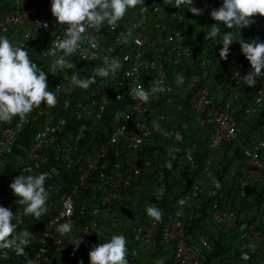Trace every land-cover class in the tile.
<instances>
[{
	"label": "built area",
	"instance_id": "built-area-1",
	"mask_svg": "<svg viewBox=\"0 0 264 264\" xmlns=\"http://www.w3.org/2000/svg\"><path fill=\"white\" fill-rule=\"evenodd\" d=\"M193 3L195 4V0ZM221 4L222 0L213 3L212 6L204 5L202 15H209L211 10L218 9ZM15 6L16 9L12 12L0 15V35L6 36L12 45L23 49H26L34 37L45 36L48 44L34 49L29 55L30 62H44L52 41L63 38L64 25H59L52 16L50 0L15 1ZM141 6L146 9L143 13L138 10ZM139 7L134 11L133 17L124 15V25L122 22L104 25L99 32L91 28L86 29L83 34L84 40L73 53L77 60L76 63H72L73 67L65 68L63 72L57 70L55 73H48L46 77L48 85L49 79H54L51 86L56 96H69L79 88L72 81V74L82 77L84 69L80 64L94 61L105 63L112 59L120 61L121 66L114 75L105 82L92 86L82 100L76 103L73 113L80 124L71 145L62 147L59 145V134L63 132L66 120L53 114V106L48 105L34 107L23 118H18L12 127L0 131V174L4 171L7 156L14 148L19 150L16 168L23 172L26 167L38 170L53 160L56 163L58 155L66 151L67 156H75L77 160L64 165L66 171L74 170L78 173L72 193L77 187L89 185L94 190L104 192L102 204L123 201L122 208L128 214L125 219L127 225L131 222L129 215L141 203L136 199H127L120 190L131 186L133 180L142 176L151 166V159L146 155H139V151L143 140L159 131V122L162 119L149 101L145 103L135 98L131 89L142 86L150 91V97L167 94L172 91V87L167 79L166 66L180 65L193 70L200 46L204 44L211 46V54L216 47V42L205 39L207 27L210 25H199L192 33L187 31L184 24L191 13L187 8L184 10L174 8L169 5L168 0H146L144 5ZM131 18L136 20L133 19L130 23ZM255 18L256 14L251 17L252 22L247 27L239 29L240 36L236 34L238 30L231 29L236 39L240 37L249 41L256 39V34L262 31L264 24L253 21ZM129 29L131 34L125 40L121 33H127ZM245 30L250 31L247 37L244 36ZM92 41H95V47L91 46ZM221 47L215 48V54L218 56ZM238 56L240 59L230 76L234 91L223 107L212 106L206 87L195 89L188 102L187 112L195 122L202 127L212 126L215 129L210 144L212 149L222 141H230L236 136V123L229 109L238 93L246 87L241 79L250 70V64L241 53L239 42L233 41L229 46L227 58ZM201 63L205 65L206 74L209 59H203ZM197 80L198 78L193 77L188 83L193 86ZM111 97L114 101L126 102L125 107L119 112L110 110ZM263 102L264 90L260 89L246 106L245 115L255 116ZM40 119H43L44 123L37 126L35 132L29 135L28 125L31 121L37 122ZM154 124L158 127L154 128ZM186 127L187 124L183 123L182 130ZM173 138L176 141L181 140L179 133ZM111 145L119 147L114 151L113 160L109 158ZM263 147L264 141L261 140L256 143L253 150H244L248 164L247 176L254 180H260L264 176V163L259 156ZM51 152L53 160L47 157ZM125 153L129 154L128 158H123L122 155ZM121 157L126 159V162H120ZM187 159L192 160V156L188 155ZM42 173L46 174V190L51 196H55L62 189L63 182L53 179V176L60 173L54 168H51V171L42 170ZM94 174L98 176L95 184L90 180ZM196 190L197 187L192 186L184 193L183 203H180L170 223L161 230L158 226L159 220L148 215L144 223L138 222L133 228V238L138 243V248L154 247L159 241L164 251L172 252L173 264H199L203 248L209 249L207 241L198 238L196 244L189 245L179 225L184 207L191 203ZM72 193L60 195L58 200H53L47 206L48 218L40 231L25 228L26 220L32 215L23 212V205L4 206L14 214L12 222L17 225L15 231L19 233L27 230L30 237L29 243L24 246L23 254L17 255L12 249H3L2 256L8 258L13 256L25 264H50L53 256L71 258V254L80 252L81 257L78 260L88 264L86 262L88 252L97 245L95 238L99 232L94 226L78 222L74 214ZM212 219L230 225L236 221V215L234 212L214 210ZM66 221L73 225L71 236L76 239L82 238L78 248L68 241V237L61 236L56 231L58 224ZM249 230L252 232L253 229ZM254 237L262 244L264 253V237L259 232L254 233Z\"/></svg>",
	"mask_w": 264,
	"mask_h": 264
},
{
	"label": "trees",
	"instance_id": "trees-1",
	"mask_svg": "<svg viewBox=\"0 0 264 264\" xmlns=\"http://www.w3.org/2000/svg\"><path fill=\"white\" fill-rule=\"evenodd\" d=\"M15 1L30 0H0V15L15 10ZM217 1L219 0H195L194 6L202 9L204 5L212 6ZM137 8L130 9L125 14L128 17H133ZM123 19L118 22H122L124 25ZM133 19L136 20V18H131L129 22L131 23ZM253 21L264 24V16L256 14ZM213 23L215 21L210 15L190 13L184 25L187 27V31L192 33L199 25ZM65 27L64 25L63 31ZM220 27L222 32L231 31V29H225L222 24ZM249 32L245 30L244 36L247 37ZM256 39L264 42V28L256 34ZM44 42V38L36 36L24 50L31 53ZM220 46L222 45L216 42V47L213 48L214 51L211 54V46L201 45L195 58L196 63L193 70L185 69L180 65L166 66L167 79L172 91L149 97L152 108L156 109L163 118L160 122V130L144 139L139 151V155L143 154L151 159V166L142 176L135 178L131 186L120 190V193L127 199H136L141 203L129 215L130 224L127 225L123 218L125 216V212L122 210L123 201L112 202L109 205L102 204L104 192L99 189L94 190L89 185L77 187L76 191L72 193L78 176L74 170L66 171L61 166L60 175L53 176V179L63 182V187L55 196L49 194L47 206L53 200H58L60 195L72 193L74 214L78 222L104 231L103 236L97 238L98 244L106 242L112 235H124L127 242L128 264H155L157 260L161 264H173L172 252L162 251L159 241L152 249L148 246L139 250L138 243L133 238V228L138 222H144L142 215L146 213V207L153 205L161 212L159 229L167 226L179 208L184 193L188 192L192 186H196L197 190L191 203L184 207L185 210L179 219V225L184 231L186 242L189 245L196 244L198 238L207 241L209 249L203 248L199 264H264L262 244L258 243L254 237V233L257 232L264 237V176L260 180H254L247 176L248 164L244 154V150L251 151L258 141H264V102L255 116L247 117L245 115V108L256 92L260 89L264 90V76L257 78L254 86L246 85L238 93L229 109V113L236 123V136L230 141H222L214 149L210 147V144L212 135L216 132L215 129L212 126L198 125L187 112L189 99L197 88L206 87L212 106L217 108L223 107L233 93L234 87L230 76L240 56L221 59L215 54V48ZM49 51L50 49L47 50L45 62L34 61L38 70L46 72L45 68L51 64L53 57L49 55ZM203 59H209V68L206 74L204 73L205 65L201 63ZM68 61L76 63L77 60L72 54L68 57ZM80 65L84 69L81 75L82 79L94 76L95 69L104 66V63L94 61ZM261 71L264 72V69ZM178 74L184 78V82L179 85L175 82ZM193 77L198 80L193 86H190L188 82ZM108 78L96 76L95 82L88 89L78 88L69 96L55 95L57 103L52 107V111L57 117L68 119L66 129L77 130L78 124H75L72 119L76 103L82 100L92 86L103 83ZM51 83L48 85L50 91H52ZM109 104L117 108V106H121L120 104L125 105L126 102H117L111 97ZM16 119L18 118L13 117L10 121L0 122V131L6 127H12ZM183 123L187 124L185 130H182ZM27 130L33 134L36 127L28 125ZM165 131L172 135L179 133L181 140L169 139L164 134ZM23 134L26 135V133ZM21 140L24 142L23 138ZM116 149H119L118 145L109 146L111 160L114 159L112 156ZM18 153L19 150L14 148L13 152L7 156L4 171L0 174V206L18 205L17 197L9 188V184L17 175L27 174L16 168ZM188 155L192 156V160L187 159ZM122 156L128 158L129 154L125 153ZM259 156L261 162L264 163V147L260 150ZM119 160L126 162V159H122V157ZM168 161L172 163L170 169L165 166ZM53 164V161L49 163V165ZM42 170L47 169L42 167L33 170V173L39 174L42 173ZM97 178V174H94L90 180L95 184ZM217 182L219 187H216ZM156 196H159V199ZM214 210L234 212L236 221L230 225L225 222H215L212 219ZM47 218L48 211L38 220L31 216L26 220L25 228L40 231ZM250 228L253 229L252 232H250ZM2 250L0 249V264H25L13 256L9 258L2 256ZM79 257H81L80 252L71 254V258L53 256L50 264H78ZM86 262L88 263V260Z\"/></svg>",
	"mask_w": 264,
	"mask_h": 264
},
{
	"label": "clouds",
	"instance_id": "clouds-1",
	"mask_svg": "<svg viewBox=\"0 0 264 264\" xmlns=\"http://www.w3.org/2000/svg\"><path fill=\"white\" fill-rule=\"evenodd\" d=\"M170 6L177 9H185L193 15L202 14V9L195 7L193 0H168ZM144 5V0H50V11L59 25H65L62 39L52 42L49 55L53 57L48 71L38 70L36 63L30 62L28 51L23 47L14 46L9 39L0 35V122L10 121L13 117L23 118L34 107H39L43 101L45 105L54 106L57 103L55 94L48 90L46 76L55 73L58 69L72 68L73 64L66 58L75 53L80 43L84 40L86 29H95L97 32L104 25H115L125 13ZM143 13L145 7H139ZM254 14L264 16V0H222L218 9L210 11V17L215 21L208 28L205 39L220 43L219 57L226 59L229 46L233 41H238L240 51L250 64V70L242 77L247 86H254L256 79L264 76V42L257 39L251 41L236 39L233 31H221L222 24L225 29H239L247 27ZM131 34L121 33L125 40ZM95 47V41L90 42ZM59 52V55H57ZM120 61L112 59L105 61L104 66L95 69V75L87 78H79L72 74L75 86L88 89L95 82V77H110L120 68ZM177 85L184 82L182 75L175 78ZM135 98L147 103L150 91L142 86L131 89ZM158 127V125H153ZM160 130V122H159ZM165 135L169 134L164 132ZM172 167L171 161L165 165ZM24 173L17 175L9 184L12 193L17 197L16 203L23 205V212L31 214L37 220L45 214L49 192L46 190L45 173H33L30 167L24 169ZM219 187V183H216ZM159 199V196H156ZM182 204L183 201H180ZM150 218L159 220L161 212L155 205L145 209ZM13 212L4 206H0V249H12L17 255L24 252V246L29 243L30 232L25 230L17 233V225L12 222ZM73 225L70 222L58 224L56 231L61 236L68 237V241L77 248L82 238L71 236ZM126 238L124 235H112L106 242L99 243L88 252V264H128ZM78 264H83L79 261ZM155 264H161L159 260Z\"/></svg>",
	"mask_w": 264,
	"mask_h": 264
},
{
	"label": "crops",
	"instance_id": "crops-1",
	"mask_svg": "<svg viewBox=\"0 0 264 264\" xmlns=\"http://www.w3.org/2000/svg\"><path fill=\"white\" fill-rule=\"evenodd\" d=\"M4 14V13H3ZM124 21H125V19H123ZM38 37H41V38H44V40H45V42L41 45V46H39V48L40 47H44L46 44H48V39L45 37V36H38ZM33 40V39H32ZM32 40L28 43V45L27 46H29V44L32 42ZM30 46H32V45H30ZM38 48V49H39ZM48 49H50V48H48ZM37 50V49H36ZM29 55H30V53H29ZM57 55H59V53L57 52ZM45 62V61H44ZM41 63V62H40ZM49 66H50V64L45 68V70H46V72L48 71V68H49ZM60 72H63L64 70H65V68H62V69H58ZM47 76H48V74H47ZM46 76V77H47ZM52 81H54V79H49V83H51ZM121 106L120 107H118L117 106V108L116 107H114V106H111V109L110 110H113V111H116V112H119V111H121L124 107H125V105L124 104H120ZM41 106L42 107H45L46 105L44 104V102H41ZM38 108H40V107H38ZM155 112H156V114L157 115H159L158 113H157V111H156V109H155ZM160 117H162L161 115H159ZM17 118H19V117H17ZM163 118V117H162ZM72 119H73V122H75V124H78V128H79V124H80V122L79 121H77L76 119H75V116H74V113H73V116H72ZM18 119H16V121H17ZM65 124H64V129H63V132L62 133H60L59 134V140H58V142H59V145H61V147L62 146H67V145H71L72 143H73V136L78 132V128H77V130H75L74 128H72V129H70V128H67L66 129V125H67V121H68V119H66L65 118ZM162 120V119H161ZM161 120H160V122H161ZM15 121V122H16ZM69 122V121H68ZM44 123V120L43 119H40L39 121H37V122H34V121H31V124H30V126L31 127H36V129H37V126H40V125H42ZM14 125V124H13ZM28 131V130H27ZM169 133V132H168ZM31 133L29 132V135H30ZM170 134V133H169ZM32 135V134H31ZM167 137L170 139V138H173L174 137V135H172V134H170V135H168L167 134ZM53 155V153L51 152L50 154H49V156H47L48 158H49V160H53L54 159V157L52 156ZM59 156V158H58V161L56 162V163H54L53 165H49V163H47V164H45L43 167H45L46 169H49L50 171H51V168H54V169H56L59 173H61V170H60V167L61 166H63L64 167V164H66L67 162H77V160H76V157L75 156H73V157H69V156H67L66 155V151L64 152V153H62L61 155H58ZM54 161V160H53ZM65 170V169H64ZM55 176H57V175H55ZM135 209H137V208H135ZM123 210V209H122ZM124 211V210H123ZM125 212V211H124ZM128 216V214L125 212V216L123 217L124 219H126V217ZM147 216V214L146 213H144L143 215H142V218H144V222H145V217ZM144 222H142V223H144ZM169 224V223H168ZM98 232H99V234H98V236H96V241H97V238H100L101 236H103V234H104V231L103 230H99V229H96ZM118 235V234H117ZM100 236V237H99ZM97 244H98V242H97ZM145 247H148V246H145ZM151 246H149V248H150ZM153 247H151V249H152ZM141 248H139V250H140ZM162 251H164L163 249H162ZM167 252V251H166ZM79 262V261H78ZM143 262H145V261H143Z\"/></svg>",
	"mask_w": 264,
	"mask_h": 264
},
{
	"label": "rangeland",
	"instance_id": "rangeland-1",
	"mask_svg": "<svg viewBox=\"0 0 264 264\" xmlns=\"http://www.w3.org/2000/svg\"><path fill=\"white\" fill-rule=\"evenodd\" d=\"M125 16H127V15L125 14Z\"/></svg>",
	"mask_w": 264,
	"mask_h": 264
}]
</instances>
